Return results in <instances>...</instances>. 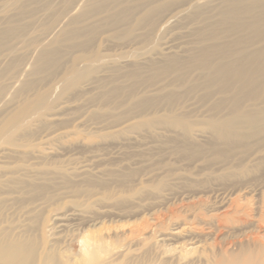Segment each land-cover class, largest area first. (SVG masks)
Instances as JSON below:
<instances>
[{
    "label": "rangeland",
    "instance_id": "374dc122",
    "mask_svg": "<svg viewBox=\"0 0 264 264\" xmlns=\"http://www.w3.org/2000/svg\"><path fill=\"white\" fill-rule=\"evenodd\" d=\"M231 1L0 0L1 236L41 252L60 238L80 257L93 216L111 231L96 262L175 264L161 238L207 234V209L238 197L250 218L215 251L257 258L264 35L232 28ZM222 67L245 74L224 81Z\"/></svg>",
    "mask_w": 264,
    "mask_h": 264
},
{
    "label": "bare ground",
    "instance_id": "6f19581e",
    "mask_svg": "<svg viewBox=\"0 0 264 264\" xmlns=\"http://www.w3.org/2000/svg\"><path fill=\"white\" fill-rule=\"evenodd\" d=\"M247 1L246 0H233L226 7L225 12L229 14V18L232 21L231 23L232 28L236 31H241L243 28H252L256 35L258 36L264 35V0H250V3H247ZM255 9L258 11H257V15L254 16L253 20L249 22L248 24H244V23L242 24L241 17L244 14H247ZM53 58H54L53 51L47 50L42 54L40 64L51 61ZM221 71L223 72L222 78L224 79V81H229L230 80L229 78L232 75L241 78L245 74L244 71H241L239 69L232 72V71H229V69L225 67H222ZM247 81L250 84H255L257 82L256 78H249ZM260 115L264 117V111L261 112ZM248 117L251 123H255L257 120V115L256 116L249 115ZM57 135L58 134L51 135L50 137H47V139H44V141H48L49 139L51 140ZM1 157L2 155H0V158ZM0 168H4V166L0 165ZM4 185L5 184H3V186ZM237 198L234 199L233 197L234 200L233 199L228 200L230 202L226 201L225 203H228V206L225 209H222V210L220 209L216 210L215 208L207 209L206 212L210 220V221L208 220L210 223L205 224L207 225V229H208L207 234L205 235H200L201 233L191 234L189 235V238L185 240V242H181L180 246H178L177 244H173L172 242L167 243L168 241H171V240L174 241V237L164 236L161 238V240L164 241L163 245L166 246L167 251H171L175 253L179 252L175 258V264H251L252 262L253 264L255 263L264 264V204L262 205L261 210L259 209L260 213L257 216L256 220L253 222L252 228L248 231V232L251 231V235L249 236L252 238L253 242H258L260 244L258 247L259 252L257 254L256 259H253L254 257L252 258V256L248 254L231 253L227 255V252L223 251V254H222L221 252L215 251L217 247H220V249H222L221 248L222 243L223 244L225 242L227 244L232 243V240L229 238V235H228L230 228L232 227V224L233 225H238V224L244 225L248 222L250 218V213L249 211H247V208H246V206L248 205L243 206L240 203L241 201ZM172 213L173 214L175 213L174 210H172ZM151 215H154V212ZM92 217L88 216L89 219L88 218L86 219V221L88 223H91V225L90 226L88 225L89 227L85 229L84 233H82L80 236V240L83 243V250H84L83 255H81L80 257L75 256L73 258H70L66 256L64 252L66 250L67 251L69 250L67 248L66 250L62 251V248L60 247L61 240L57 242L60 238L58 240L56 238L55 242H50L49 246L47 248H43V251L41 252L38 249L37 241H35L34 238H31L30 236L27 237V236H23L20 234L15 237L13 235L8 234V236L6 237V236H1L0 234V264H111V260H108V259H104L103 261L96 262V260L99 257L98 258L96 257L95 252L97 249H100L101 247L105 246L106 243H108V239H109L108 234L111 231H110V228L104 223L105 221L96 222L97 219L96 218L93 219ZM150 221L151 220L146 219L145 221H142V222H145V224L144 223L143 224L144 226L146 225V229L151 227L153 228L152 230L154 232H157L156 230L162 226V223L159 221H156L153 223L152 222L153 220H152L151 222L153 224H151ZM97 223H101L98 228L96 227ZM66 226H68V224H66L65 222H62V223L60 222L58 224L55 223V225L53 224V227L51 228V230L56 229L55 237H58L57 235V232L59 231L58 229L65 228ZM91 226H93L94 228H91ZM199 226L201 228L203 227L201 223L196 222V223H193L192 225H188L187 228L192 229V228H196ZM197 231H198V228H197ZM126 234L128 235V232ZM245 234H247V232ZM242 236H245V235L242 234ZM238 239H241V238L239 237ZM190 245L192 246L189 247ZM193 254H196V256L193 258H190V256ZM259 255H261L260 256L261 259L259 258Z\"/></svg>",
    "mask_w": 264,
    "mask_h": 264
}]
</instances>
